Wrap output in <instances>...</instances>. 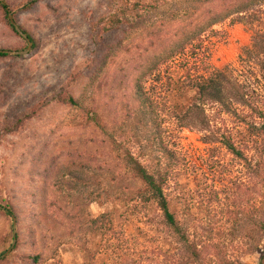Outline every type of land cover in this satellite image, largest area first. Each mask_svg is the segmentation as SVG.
Instances as JSON below:
<instances>
[{
	"label": "rangeland",
	"instance_id": "rangeland-1",
	"mask_svg": "<svg viewBox=\"0 0 264 264\" xmlns=\"http://www.w3.org/2000/svg\"><path fill=\"white\" fill-rule=\"evenodd\" d=\"M124 1L0 0L32 40L26 54L0 56V206L15 213L12 226L0 207V254L14 239L0 264H31L36 251L37 264H257V249H264V132L246 131L214 104L202 124L186 108L195 82L235 65L252 36L255 43L264 36V0L186 43L184 29L234 0ZM128 2L137 5L128 22L97 29ZM5 15L0 8V48L21 50L25 42ZM175 40L177 53L138 78L133 68ZM108 47L112 59L92 84L88 77ZM255 57L249 60L264 83V53ZM253 102L264 107V91ZM127 155L166 177L162 189L178 234L123 167ZM100 213L102 225L90 230L89 219ZM184 243L195 245L197 262Z\"/></svg>",
	"mask_w": 264,
	"mask_h": 264
},
{
	"label": "trees",
	"instance_id": "trees-1",
	"mask_svg": "<svg viewBox=\"0 0 264 264\" xmlns=\"http://www.w3.org/2000/svg\"><path fill=\"white\" fill-rule=\"evenodd\" d=\"M125 0L124 2H126ZM200 5H205L210 0H197ZM263 0H234L231 5L219 6L221 8L214 16H211L209 19H203L198 21L196 25L187 27L181 32L180 40L183 42H188L193 39L201 31L209 27L211 24L227 17L231 13L244 12L251 4H257ZM129 3V2H128ZM136 3H129L124 8H121L119 12H113L108 14L104 22L98 26L99 31H106L111 27L117 25L118 23L129 18L133 17V11H135ZM0 8L3 12L7 14L6 7L4 4L0 3ZM6 16V15H5ZM7 18V17H6ZM8 22V20H7ZM9 27L12 28L8 22ZM190 25V24H189ZM20 30L30 39L29 35L25 32L23 28L19 26ZM13 29V28H12ZM14 31V30H13ZM15 32V31H14ZM16 33V32H15ZM17 34V33H16ZM18 35V34H17ZM19 36V35H18ZM21 38V37H20ZM255 37L252 36V44L248 48L245 47L237 55V62L235 65L227 64L221 68H215L213 71L207 75H204L195 82L194 88L196 89V96L193 101L190 102L186 108L188 117H195L199 124H202V120L205 123H208L207 115L204 113V109L208 104H214L218 107V110L225 112L227 114L233 115L236 118L239 117L246 131L250 130V133H263L264 132V119H261V122L248 121L245 115H242V112H250L256 117H262L264 114V107L258 104H254L253 99L260 92L264 91V83H259L257 80V75H255V66L257 63H251L249 58H256L255 54L259 55V52L264 53V36H262L257 42H253ZM23 40V39H22ZM24 41V40H23ZM178 41L175 40V43L164 49L163 51L153 54V59L145 58L139 67H134L133 70L140 71L139 77H143L146 73H150L156 66L157 63L163 61L164 59L173 56L177 49H175ZM253 46H257V51H251ZM115 50L118 49L117 45H113ZM113 47L105 51L104 57L98 60L102 61L101 64H96V68L92 70L91 75L88 77L90 83H94L98 77L105 71V64L110 62L112 55H108L111 51H114ZM174 47V48H172ZM7 49V48H0ZM9 50V49H7ZM7 53L0 51V56H5ZM108 55V56H107ZM151 61V62H149ZM135 95L138 97L139 102L142 106L145 104V100H142L139 90L135 92ZM56 100L69 104L73 107L79 106V98H72L70 96H57ZM245 111H244V110ZM199 115L202 118H199ZM220 142L235 156L241 158V151L235 146V144L229 139H222ZM158 151H163L162 148H158ZM171 155V152H170ZM123 167L128 170L133 180L137 181L140 185V190L145 198L153 200L157 208L159 209L162 217L163 223L169 227L175 233H179V225L174 214L169 210L167 206V200L163 193L162 185L165 184L166 177L161 173L158 168L146 169V167L140 164L136 159L132 158L130 155H127V158L124 160ZM6 215H15L10 204L5 203L0 206ZM103 213L96 215L93 218H90L88 221V228L90 230L97 229L102 225ZM258 231L261 237L264 240V220L258 222ZM179 237L185 242V236L181 233ZM185 249L188 251V257L195 262L200 259L199 251L196 250L194 244H187ZM257 264H264V249H257ZM40 252H33L30 254V263L37 264L40 261Z\"/></svg>",
	"mask_w": 264,
	"mask_h": 264
},
{
	"label": "water",
	"instance_id": "water-1",
	"mask_svg": "<svg viewBox=\"0 0 264 264\" xmlns=\"http://www.w3.org/2000/svg\"><path fill=\"white\" fill-rule=\"evenodd\" d=\"M7 20L10 23V25L12 26L13 30L24 40L25 42V47L21 50H7V49H0L1 52L7 53V54H15V55H23L26 54L31 46H32V42L30 41V39L20 30L19 26L17 25V23L14 21L12 14L10 12H7L6 14ZM12 219V226L14 225V217L11 215L10 216ZM14 239H12V242L9 246V248H7L6 250H4L1 254L0 257H3L7 254V252L10 250V247L13 245Z\"/></svg>",
	"mask_w": 264,
	"mask_h": 264
}]
</instances>
